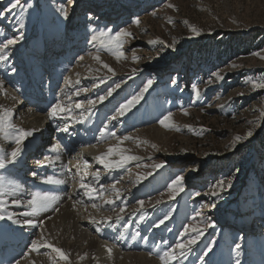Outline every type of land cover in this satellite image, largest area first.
Returning a JSON list of instances; mask_svg holds the SVG:
<instances>
[{
  "label": "rangeland",
  "instance_id": "1",
  "mask_svg": "<svg viewBox=\"0 0 264 264\" xmlns=\"http://www.w3.org/2000/svg\"><path fill=\"white\" fill-rule=\"evenodd\" d=\"M89 1L95 5L90 6ZM7 3L8 0H0V9L6 7ZM27 3L31 6L23 15V39L10 49L11 54L20 57L25 52V46L36 42L44 43L46 32L59 31L68 25L66 23L69 19H74L84 23L90 41L93 35L98 36L100 31L107 29L113 32L126 29L132 33L131 36L122 38L124 57L119 61L104 50L98 40L92 43L103 49L99 51V55L105 57L101 58L103 61L109 58L110 63L104 62L114 69L115 75L104 69L93 58L97 53L92 52L89 56L100 69L96 67L95 71L99 70L95 74H88L94 81H83L84 86H80L81 88H95L98 93L101 91L95 97L97 98L105 95L109 88L120 84L109 97L121 92L124 102L126 98L138 93L148 79L154 78L153 85L144 93L140 102L125 116L114 121L118 123L115 125L117 127L125 123L133 126L130 129L127 124L124 125L127 127H124L127 132L125 135H134L136 139L132 141L136 143L135 148L150 156L136 165L128 166L126 172L129 179L124 183V197L128 201H125V205L108 210L113 219L141 210L143 213L140 215L146 217V221L151 219V214L156 215L157 223L166 228V233L167 229L172 228L171 220L178 214H184L187 209V223L190 225L204 229L206 224L214 222V227H207L203 236L192 245L187 258L191 253L199 252L200 260L207 261L214 253V246L220 242L225 243L223 236L227 233L233 238L230 250L240 264L256 259V256L249 259L246 256L264 252V246H260L255 236H248L250 239L247 241L246 236L233 231L237 230V226L229 227L232 222L237 223L247 211L264 214V148L259 149L257 146V142L264 138V117L261 116L264 112V90H252L245 83L249 78L264 75V59H261L264 56V0H73L71 5L68 0H27ZM169 4L175 7H168ZM61 6L67 9V18L59 11ZM20 11L18 8L14 14L0 18V41L7 38V35L8 38L18 35L16 29L19 27L17 19L20 18ZM137 20L139 23L135 22ZM51 24L56 28L51 29ZM193 26L199 35L192 32ZM174 41V47H168ZM133 56L139 59L134 60ZM143 61L145 67L141 69L142 64L139 63ZM116 62L122 63L118 69ZM233 64L238 67L233 68ZM84 68L88 71L90 66ZM133 69L137 70L135 74ZM213 73H219L223 79H216ZM102 78L103 83L100 82ZM209 79L212 83H209ZM173 80L176 81L175 84L172 83ZM123 85L131 88L130 94H124ZM193 85L201 91L199 99L194 94ZM14 92L23 101L19 92ZM107 99L100 102V106ZM184 110H187V115ZM110 111L108 115L111 118L115 109ZM167 112H171L173 116L170 122L172 126L166 128L158 121ZM250 121L256 123H249ZM142 122V126L138 125ZM151 126H158L171 133L168 134V143L159 145L161 153L159 150L153 153V143L146 137L136 135L138 130ZM249 129L253 130V136L233 147L234 137L244 136ZM161 156L163 158L159 160L158 157ZM167 156L174 161L171 165L164 163L159 169L151 167L155 163L166 162L164 158ZM11 168L14 165H10L7 172ZM164 171L169 173L170 178L157 188L156 181ZM177 175L184 177V191L173 195L168 185ZM220 179H232V186L219 197H212L208 194L211 186ZM120 180L121 178L118 181ZM150 186L153 190L157 188L156 191L142 193L145 192L143 187ZM166 189L168 192H164ZM138 201L146 203L143 208H140ZM212 203L216 204L214 209L220 211L221 217L228 220L227 231L218 228L219 222L208 219L211 213L209 209H213L210 207ZM88 204L94 203L88 201ZM121 207L125 208L124 213L120 212ZM165 216L168 218L160 224ZM183 231L180 229L177 232L179 238L175 243L187 239V235L181 236ZM255 233L259 234L261 231L256 230ZM213 237L215 238L212 239ZM203 243L206 248L201 250L200 244ZM237 244L240 245L238 250ZM129 251H124L123 255ZM132 252H135L134 249ZM152 253L144 252L143 255L148 256L147 259H157ZM223 255L227 256L225 252ZM53 256L56 257L55 264H72L70 261L60 260L56 253ZM159 256L160 254L158 263L161 264ZM131 257L127 255L123 259L132 264ZM80 260L86 262L82 257ZM185 262L186 259L183 264ZM110 264H115V261Z\"/></svg>",
  "mask_w": 264,
  "mask_h": 264
},
{
  "label": "bare ground",
  "instance_id": "2",
  "mask_svg": "<svg viewBox=\"0 0 264 264\" xmlns=\"http://www.w3.org/2000/svg\"><path fill=\"white\" fill-rule=\"evenodd\" d=\"M88 3L93 2L89 1ZM80 22L69 19L66 23V25H68L59 29V31L53 30L50 33L46 32L45 34L47 36L44 43L36 42L32 45L25 46V52L22 53L20 57L11 54L9 50V59L6 62H0V82H2V84H0V105H4L11 109L12 122L18 128L36 129L34 135L24 142V150L20 156V159H23L24 156L29 155V162L27 163L26 159L22 160V164H15L14 168H11L8 172L6 170L4 175L7 177L8 182L23 188L24 200L29 199L32 193L43 191L55 192L60 197L58 203L55 205V207L59 208V212H55L52 208H48L45 211L37 212L27 217H25V213L30 212L27 206L12 205L11 203L7 205L8 212L14 214V219L8 220L5 218L0 220V264H15L16 261H20V264H53L56 257L53 256L55 252L51 249L41 248L39 252L30 251L32 240L36 239L42 231L49 242L63 249L69 255V261L72 262V264H110L114 261L115 264H130L129 261L126 263L123 259V257L127 255L132 256L130 258L132 264H134V262H138L137 264H159L158 255H161L168 246L175 244L179 238L177 232H179L180 229L184 230L186 225H190L186 223L188 221L187 216L189 212L187 209L184 214H178L171 220V226L174 230L167 231L166 233L164 232L166 228L157 223L158 218L154 214H151V219L146 221V217L141 219L140 214L143 213L141 210L133 214H122L120 215L123 217L122 219H113L114 217L111 216L112 214L108 213L110 208H115L123 204L125 205V201H128V199L124 197V183L129 179L128 173L126 172L128 166H133V164L136 165V163L150 156L149 154L141 153L142 151L135 148V141H124L120 144V147L128 150L126 154L137 155L142 159L130 162L125 168L111 170V172H107L109 170L105 169L103 165L99 164L98 161L94 159V157L106 152L110 145L114 146L118 143L115 138L109 135H106V138L101 141L102 144L100 145L95 144L93 147L89 146L84 148L81 152L80 150H76L74 155L82 157L81 160L73 157L71 158L73 154L71 151L70 156H61L55 164L49 165L45 161L46 157L52 159L57 156L54 143L59 134L56 133L54 129L63 128L65 126V121L63 119L59 117L55 119L49 118L48 111L51 105L55 103L57 99L67 103L68 101L65 93H67L68 97H71L73 103L76 100L93 99L101 94V91L98 93V90L94 88V90H90L87 94L82 93L81 96L76 97L73 95V91L66 87L65 78L68 76H71L73 81L77 79L80 81L79 85H74L73 87H82L84 86V82L88 83L94 81L93 77L87 75L97 72L95 71L97 64H95L93 59L91 60L89 55L92 52L97 53L96 51L99 45L97 46L95 43L96 45L94 46L92 44L93 42H90L87 34L88 32L84 29V23ZM55 28L54 25L51 27V29ZM6 37L8 38V35ZM101 49L102 48H100V50ZM51 52L53 54H51ZM45 56L48 58L47 62L44 61ZM81 56L84 57L83 61L79 59ZM101 58L105 57L101 56ZM108 59H104V61L109 62ZM139 64H142L140 66L141 69L145 67L144 61ZM116 65L118 69L122 66V63L116 62ZM14 66H17L15 72L8 70ZM86 66H90L89 69H91V71L89 69L88 71L84 70ZM76 73H79V76H77ZM123 89L125 91L124 94H130L131 88L129 86L123 85L122 90ZM14 90L19 92L24 102L17 97ZM121 102H123L121 92L114 93V95L109 97L104 103L106 107H103L104 104L100 106V104L97 103L91 112H86L83 122H79L80 118L78 112L80 110L74 109L68 115L76 117V119H70L68 121L69 127L75 126L73 132H76V135H81L84 131L80 132V129L83 127H85L84 130L91 131L98 125L96 130H99L106 123V125L112 126L114 129L113 131H115L118 136H123L126 132L124 127L127 123L120 124L121 127H117L115 125L118 123L111 121L108 115L111 112L110 110L116 109ZM152 109L155 110L154 108ZM150 117H153V115ZM143 124L144 122L138 123L140 126ZM127 125L128 128H133L130 124ZM113 126L117 128L115 129ZM54 132L56 133V137L53 141L51 137L49 138L47 136ZM168 134L171 133H167L158 126L141 129L136 133V135L148 138L149 141L156 145L153 153H157L158 150H161V148H159L160 144L168 143L166 142L168 140ZM131 136L134 137V135ZM40 139L43 141L42 144H40L41 142L38 143ZM0 147L10 150V147H14V144L9 145L8 141H0ZM41 147H43L42 152L40 151ZM165 154L167 153L165 152ZM158 158L160 160L163 156ZM170 158L172 157L167 156L166 159L164 158V161ZM84 160L89 162L87 169L83 168ZM38 161L41 163L38 164ZM77 164L81 165L82 171H87L89 173L95 172L97 169L100 170L101 176L99 181L94 180L92 176L85 177L83 181L91 184L97 189H99L101 184L105 186V189H109V186L114 184L111 183L112 180H119L121 178L120 182L116 184V187L120 189V198L116 199L110 189L103 191L102 196H97L95 198L85 196L84 189L79 187L82 173L77 172ZM33 166L36 168H32ZM69 168L72 170L68 171ZM33 172H36L37 175L33 176ZM46 176H54L63 179L66 183L61 185L43 183L42 178ZM169 178L170 175L168 172H162L156 181L157 188ZM61 189H63V191H61ZM142 189L145 192H142L141 189L140 191L144 194H146L147 191H156V189L153 190L152 186L149 188L143 187ZM164 192H168V189ZM10 199L11 197H9V200ZM107 199H113L115 203L111 205L104 203ZM86 200L94 203L97 207H93L92 204L89 205ZM135 200L136 199H134V201ZM163 210H165V208H163ZM49 217H51V219H49ZM108 217L111 219H107ZM25 218L33 219L37 221V223L33 225L24 224L23 220ZM16 220H19L20 223L15 222ZM40 220H43L42 226L38 223ZM237 224H240L241 227H239L240 230L236 232L246 236L247 241H249L248 239H250V236L251 238L255 236L254 238L258 240L260 246H264V229L261 230V233L256 234L255 231L257 227L250 226V224L244 222L242 218L240 219V223ZM137 232L140 235L137 236L136 239H133L132 237ZM261 235H263V237ZM189 238V235H187V239ZM223 238L225 239V243L220 242L216 244L214 246V253L207 261L202 262L200 260V253L195 252L191 253L184 264H232V261H234L233 264H236L234 252L230 250V246L233 244V238L228 235V233L225 234ZM165 241L167 242L166 244L164 243ZM106 245L112 248L111 255L108 254L105 247ZM157 245H159V248L156 247ZM204 247L205 243L200 244L201 250ZM132 249H134L135 252H132ZM127 250H130L129 253L123 255L124 251ZM149 251L153 252L152 256L157 257V259H147L148 256L143 255L144 252ZM223 252H225L227 256L223 255ZM134 254L137 256H133ZM253 256H256V259H250L248 263L245 264H264V252H260L258 255L253 253L252 256H246V259ZM50 257L52 259H50ZM81 257L86 259V262L80 260ZM60 263L63 264L64 262ZM177 263L178 261L172 262V264Z\"/></svg>",
  "mask_w": 264,
  "mask_h": 264
},
{
  "label": "snow or ice",
  "instance_id": "3",
  "mask_svg": "<svg viewBox=\"0 0 264 264\" xmlns=\"http://www.w3.org/2000/svg\"><path fill=\"white\" fill-rule=\"evenodd\" d=\"M73 3V0H68V4L71 5ZM31 5L27 3V0H8L7 6L0 9V18H5L7 14H14L16 9H20V18L17 19L18 28L16 31L18 32V35L5 38L4 40L0 41V62H6L9 59L10 55V49L16 45L21 39H23V15L28 11V8ZM168 7H175L174 5L169 4ZM59 11L61 14L67 18L69 13L67 9L64 6H61ZM91 18V17H90ZM136 23H139V21H135ZM171 22V20L169 21ZM187 23V22H185ZM192 32L199 35L198 30L193 26L191 28ZM132 33L127 31L126 29H120L119 31L113 32L111 29L102 30L100 31L99 35H93L92 40L90 42L99 41L100 46L110 52L117 61L122 59L124 57V51H123V37L131 36ZM149 43L155 44L156 41H149ZM175 41L172 45H168V47H174ZM100 48L97 49V54L94 55V59L99 62L104 69H107L108 72L115 75L114 69L107 63H105L101 56L99 55ZM91 55V54H90ZM256 55H259L257 53ZM81 61H83L84 57H79ZM133 59H139L136 56H133ZM261 59H264V56L261 57ZM233 68L238 67V65L233 64ZM12 72L16 71V68L13 67ZM91 71V69H89ZM99 69H97L98 71ZM137 70L133 69V74H135ZM77 76H79V73H76ZM213 76L216 77L218 80H222L223 76H221L219 73H213ZM66 81V87L70 88L73 91V95L76 97L81 96V94H87L90 89L88 88H81V87H73L74 85H79L80 81L79 79L73 81L71 76H68L65 78ZM101 83L104 82L103 78L100 81ZM154 78L148 79L146 83H144L143 88L140 89L138 93L133 94L130 98H126L123 103H121L116 109L115 114L111 116V121H117L121 117L125 116L127 113H129L143 98V95L148 89L153 85ZM173 84L176 83L175 80L172 81ZM209 83H212V80L209 79ZM245 83L249 84L251 86L252 90H264V75L258 77V78H249L245 81ZM2 84V82H0ZM93 87H96V85H93ZM120 84H116L115 88H109L105 95L98 96L96 99H86V100H76L74 103L71 101V97L67 96V93H65V96L67 98V103L65 101H62L60 99H57L55 103H53L48 111V116L51 119H55L57 117L63 119L65 121V126L63 128H58V131L62 132H69V124L68 121L76 119V117H71L70 114L74 109L80 110L78 112V116L80 118L79 122H83L85 119V113L91 112L92 109L96 106L97 103L103 102L107 97L111 96L113 92L116 90V88H119ZM193 91L197 99L201 96V91L198 87L193 85ZM242 95V93H241ZM15 99V98H13ZM223 107V105H221ZM185 115H187V110H184ZM173 114L171 112H167L166 114H163L162 117L159 119V123L164 127H171L172 124L170 123L172 120ZM261 116L264 117V112L261 113ZM249 123H256V121H250ZM178 130V129H177ZM36 129H24V128H18L13 122H12V111L10 108L5 107L4 105H0V141H8L9 145H13L14 147H10V150L5 149L3 147H0V220L2 219H8L13 220L14 214L8 212L7 205L11 203L12 205H25L30 209V212L25 213V217L29 215H33L37 212L45 211L48 208H52L53 211L59 212V208L55 207V205L58 203L60 197L52 191H43V192H35L32 193L30 198L27 200L23 199V188L19 185H14L10 182H8L7 177L4 175V172L8 169L10 165H15L19 162L20 156L22 155V152L24 150V142L34 135V132ZM101 137L103 138L105 134L113 137L118 142L114 146H109L106 152L101 153L100 155L94 157L96 161H98L99 164L103 165L105 169H108L109 171L115 170V169H123L127 166L128 163L133 161H139L142 158L137 155H130L126 154L128 151L127 149H123L120 147V144L124 141L133 140L136 139L132 137L131 135H123L118 136L115 131L109 132L108 131V125H105L104 128L101 130ZM253 130L249 129L247 133L244 136L236 135L234 137V140L232 142V146L235 147L237 143L240 141L247 139L251 136H253ZM144 143H147V141H144ZM152 147H156V145H152ZM60 157L56 156L52 159L45 158V161L47 164L52 165L55 164L57 160H59ZM38 164L41 162L38 161ZM163 161L159 163H155L151 165L154 169H159L164 166ZM89 162L87 160L83 161V168L87 169ZM72 169L69 168L68 171H71ZM77 172H81V183L79 184V187L81 189H84V195L88 196L89 198H95L97 196H102L103 191L109 190L115 195L116 199L120 198V189L116 187V184L119 183V181H116V183L109 186V189H105V186L103 184L100 185L99 189L94 188L91 184L85 183L84 178L87 176H92V178L96 181H99L101 172L99 169H97L95 172L89 173L87 171H82L81 165H76ZM33 176H36L37 173L33 172ZM139 180V178H138ZM183 181L184 177L181 175H177L175 179L171 182V184L168 186L171 193L173 195L179 194V192L184 191L183 187ZM42 182L49 184V185H61L65 184L66 181L63 179L56 178L54 176H46L42 178ZM232 186V179H228L227 181L225 179L218 180L215 184L211 186L210 193L212 197H219L221 193H223L227 188H230ZM196 195H199V193H196ZM9 197L11 199L9 200ZM71 198V197H69ZM106 204H113L115 203V200L113 199H107L104 201ZM140 205V208L144 207V201H138L137 202ZM93 207H97V205L93 204ZM212 208L216 207L215 203L211 204ZM120 212L124 213L125 208L121 207ZM197 215H200L197 213ZM122 216H117V219H122ZM168 217L165 216L164 219L160 220V224L164 223V220H166ZM51 219V217H49ZM107 219H111L108 217ZM141 219H144L143 216H141ZM211 219L210 217L208 218ZM15 222L20 223L19 220H16ZM95 222V221H93ZM24 224L27 225H33L37 223V221H34L33 219L25 218L23 220ZM39 225H43V220H40ZM159 226V225H157ZM207 227H214V222L208 223L205 225L204 229H201L197 225H186L184 228V231L181 233V236L189 235L191 238L178 241L174 245H170L166 248V250L163 251V253L159 256V259L161 261V264H172L173 261H179L180 264H183V260L187 259L188 253L192 251V245L196 244L198 239L203 236L204 231ZM192 233H195V235H191ZM140 234L137 232L132 238L136 239L137 236ZM147 239V238H145ZM167 243L166 241L164 242ZM107 249V252L109 255L112 253V248L105 246ZM159 248V245L156 246ZM41 248H48L51 249L53 252L57 254V257L60 260H63L65 262L69 261V255L61 248L56 247L55 244L49 242L47 238L44 236L43 231L40 233V235L32 240L30 245V251L32 252H39ZM240 248V245H236V249L238 250ZM209 250H211V247L209 245ZM47 254V253H45ZM205 255H207V252H205ZM50 259H52L50 257ZM203 259V257H201ZM15 264H20V261H16ZM53 264H55V260L53 261ZM236 264H240L239 260L236 261Z\"/></svg>",
  "mask_w": 264,
  "mask_h": 264
},
{
  "label": "trees",
  "instance_id": "4",
  "mask_svg": "<svg viewBox=\"0 0 264 264\" xmlns=\"http://www.w3.org/2000/svg\"><path fill=\"white\" fill-rule=\"evenodd\" d=\"M262 43L264 44V40L262 41ZM257 146L259 149H262V147L264 148V138L263 137L261 140L257 142Z\"/></svg>",
  "mask_w": 264,
  "mask_h": 264
}]
</instances>
